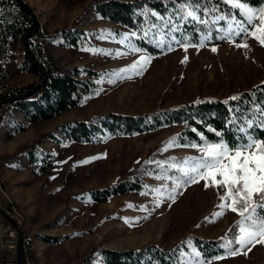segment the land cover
<instances>
[{"label":"rangeland","instance_id":"374dc122","mask_svg":"<svg viewBox=\"0 0 264 264\" xmlns=\"http://www.w3.org/2000/svg\"><path fill=\"white\" fill-rule=\"evenodd\" d=\"M24 1L33 9L44 33L73 26L84 29L93 41L90 45H74L68 41L69 36L66 43H59L33 35L58 64L66 69L76 65L105 69L95 76L96 91L84 92L79 104L38 120L18 111L16 123L24 128L11 130L4 122L0 126V210L7 214L4 206L10 205L8 197L19 208L32 264H105L99 255L88 261L85 258L95 248L138 247L148 241L165 249L175 245L177 252L178 243L189 232L204 238L223 236L225 243L234 240L238 235L236 222L241 217L230 208L218 207L225 189L205 188V183L211 184L210 179L197 178L199 182L180 187H175L172 179H157L179 176L170 165L202 155L200 147L176 143L170 137L179 124L132 134L107 133L87 141L60 132L59 139H53L45 133L69 117L83 118L110 110L139 112L209 94L227 96L264 77V45L249 34L240 40L181 44L163 53H151L126 42L116 30L121 28L126 35L129 28L101 17L93 0ZM259 18L251 32L255 35H261L257 30ZM25 53L21 39L10 42V86H33L41 78L39 73L21 68ZM138 61L143 65L142 74L130 67ZM9 103L0 105V117ZM36 137L40 138L42 154L48 151L50 158L33 162L23 154L6 161L21 144ZM150 152L159 155L155 161L165 163L168 169L145 172L146 189L116 193L105 200H96L87 192L89 187L139 170ZM147 161L152 162V158ZM157 188L163 195H157ZM226 202L230 204L231 200ZM220 211L223 215L216 217L214 213ZM50 236L52 240L46 238ZM185 243L191 246V241ZM178 256L180 264H193L196 259L194 251ZM215 257L199 259L207 264H264V244L248 245L235 256L225 250Z\"/></svg>","mask_w":264,"mask_h":264},{"label":"trees","instance_id":"16d2710c","mask_svg":"<svg viewBox=\"0 0 264 264\" xmlns=\"http://www.w3.org/2000/svg\"><path fill=\"white\" fill-rule=\"evenodd\" d=\"M239 2L247 3L249 7L257 10V19L252 26L245 25L251 34L261 13L259 9L264 8V0H239ZM195 3L202 10L197 12V15L207 23L201 24L191 19L184 20L180 12L181 0L92 1V5L101 17L129 28L125 35L123 29L113 27L126 42L151 53H163L181 44L240 40L249 35L230 34V29L231 33L237 31L233 17L238 21L245 19L239 14V9L232 8L220 0H195ZM213 8L217 11L212 12ZM221 15L226 18L217 21L216 17ZM37 22L35 13L30 11L22 0H0V36L6 37V44H10L16 38L26 41L36 62L46 69V76L40 86L29 96L10 102L3 117H0V121L11 130L24 128V125L16 123L18 111L25 112L31 120H38L54 116L70 106L79 104L84 92L96 91L95 76L105 71V69L96 70L78 65L69 69L62 67L51 54L43 51L40 42L32 43L33 35L41 38L44 36L50 41L59 43H66L69 36L68 41L74 45L81 43L90 45L93 41L84 29L59 26L46 34L39 25L36 27ZM35 27V31L29 35L26 34ZM205 37L208 38L205 39ZM20 66L22 69L35 71L41 76L40 69L26 53ZM31 87L32 84L19 86V94ZM233 97L237 98L232 99ZM262 108H264V77L247 87L234 90L227 96L209 94L139 112L110 110L94 112L83 118L69 117L58 122L45 134L53 139H59L58 132H60L67 137L87 141L100 139L107 133L132 134L179 124L180 127L170 136L176 143L184 145L204 144L205 141L217 143L221 140V137L216 135L219 132L222 134L223 141L231 146L244 142L241 137H244V140L247 139V136L238 130L240 128L246 129L248 135L264 141V126H261L264 113L260 111ZM248 120L253 121L251 128L247 127ZM23 154L33 162L51 157L48 151L42 154L39 137L21 144L13 154L7 157L6 161L17 159ZM152 154L153 152L148 154L139 170L105 185L89 187L87 192L96 200H105L116 193L146 189L148 181L143 177L145 172L154 173L168 169L165 163L155 161L159 155ZM149 158H152V162L147 161ZM49 161L48 159L47 162ZM46 238L52 240L53 237ZM187 240L191 241V246L185 243ZM178 244L177 252H175V245L165 249L154 241H148L138 247L118 249L99 247L92 250L85 260H91L95 255H99L105 264H151L153 262L180 264L178 255L183 256L187 252L192 254L193 250L199 252L200 257L206 260L226 250L223 246L225 244L223 236L204 238L189 232Z\"/></svg>","mask_w":264,"mask_h":264},{"label":"snow or ice","instance_id":"6c2138e0","mask_svg":"<svg viewBox=\"0 0 264 264\" xmlns=\"http://www.w3.org/2000/svg\"><path fill=\"white\" fill-rule=\"evenodd\" d=\"M220 2L229 4L232 8L239 9V14L245 19L243 21H235L237 31L234 34L239 36L241 33L249 34L248 28L252 26L253 22L257 19L255 9L248 6L247 3H240L239 0H220ZM202 11L195 0H181L180 12L184 20H196L201 24L207 21L201 19L197 12ZM217 11L216 8L211 10ZM262 15L259 18V25L257 30L261 35H254L262 45H264V8L259 9ZM226 17L221 15L217 16L216 20H224ZM170 23V21H169ZM133 35H135L133 33ZM208 37H205L207 39ZM224 39L225 37H220ZM240 46V45H237ZM247 47V45H243ZM137 51L139 49H136ZM171 50V48H169ZM216 51L215 48L212 49ZM187 57H185V60ZM145 60V58H141ZM183 62V61H182ZM132 70L137 71V74H142L143 65L138 61L130 66ZM123 71V70H121ZM233 97L232 99H236ZM264 113V108L260 110ZM247 127L253 126V121L248 120ZM261 126H264V120L261 121ZM239 131L243 132L247 139L238 144L231 146L224 142L222 134L217 132L216 135L221 137L217 143H209L205 141L203 145L191 144V147H200L202 153L199 157L184 158L182 164H172L171 168L180 173L177 177L158 176L157 179H172L175 187H180L183 183H197V178L210 179L211 184L205 183V188L216 186L218 189H225L224 195L221 196V204L218 205L220 209L230 208L233 212H238L241 219L237 221L238 235L234 240H227L223 245L229 255L235 256L240 250L245 249L248 245L264 244V141L255 136L247 134L246 129L240 128ZM203 138V137H202ZM217 176L220 179H217ZM167 188V185H163ZM157 195H163L161 190L157 188ZM175 191V188H173ZM173 199V196H169ZM231 200V203L226 201ZM131 206V205H130ZM159 206V205H157ZM216 217L223 215V211L214 213ZM238 245V248H234ZM251 249L248 248V251ZM194 251L193 264H207L206 261L199 259L200 253ZM223 257H215L221 259Z\"/></svg>","mask_w":264,"mask_h":264},{"label":"built area","instance_id":"2783aa9c","mask_svg":"<svg viewBox=\"0 0 264 264\" xmlns=\"http://www.w3.org/2000/svg\"><path fill=\"white\" fill-rule=\"evenodd\" d=\"M32 43H35L34 37H32ZM9 51L10 44H6V37L0 36V99L20 92L19 87L9 86L3 82L4 64L7 63ZM8 200L10 205L4 206V209L11 220L0 212V264H18V246L22 264H32L29 256V241L22 239V219L19 208L9 197Z\"/></svg>","mask_w":264,"mask_h":264},{"label":"water","instance_id":"95a60500","mask_svg":"<svg viewBox=\"0 0 264 264\" xmlns=\"http://www.w3.org/2000/svg\"><path fill=\"white\" fill-rule=\"evenodd\" d=\"M22 1L29 8V10L34 13L33 9L30 6H28L24 0H22ZM38 25H39V23L37 22L36 27ZM36 27L34 29L28 31L26 34L27 35L31 34L33 31H35ZM23 37H24V35H23ZM24 47H25V52H26L28 58L40 69L41 78L30 89L24 91L23 93L17 94V95H13V96H7V97H4V98L0 99V105H3L5 103H9V102H12V101H15V100H18V99L25 98V97L29 96L30 94H32L40 86V83L43 81L44 77L46 76V69L36 62V60L34 59L32 53H31L30 47H29V45H28V43L26 41H24ZM0 211L8 219L11 220L10 216L5 214L2 210H0ZM17 260H18V264H22V259H21V256H20V248H19V246H18V250H17Z\"/></svg>","mask_w":264,"mask_h":264},{"label":"bare ground","instance_id":"6f19581e","mask_svg":"<svg viewBox=\"0 0 264 264\" xmlns=\"http://www.w3.org/2000/svg\"><path fill=\"white\" fill-rule=\"evenodd\" d=\"M9 76H10V70H9V67H8V60H7V63L4 64V75H3V82L8 84L9 85V82H8V79H9ZM10 86V85H9ZM19 87V86H18ZM19 94V93H17ZM16 94V95H17ZM20 215V214H19ZM21 217V215H20ZM22 219V218H21ZM22 239L23 241H26V236L24 234H22ZM32 259V258H31Z\"/></svg>","mask_w":264,"mask_h":264},{"label":"crops","instance_id":"0c3cea01","mask_svg":"<svg viewBox=\"0 0 264 264\" xmlns=\"http://www.w3.org/2000/svg\"><path fill=\"white\" fill-rule=\"evenodd\" d=\"M24 71H26L27 73H31V74H35L34 71H30V70H26V69H23ZM37 73V72H36ZM31 80H33L35 77L34 76H29ZM17 81V80H16ZM2 124V121H0V126Z\"/></svg>","mask_w":264,"mask_h":264}]
</instances>
